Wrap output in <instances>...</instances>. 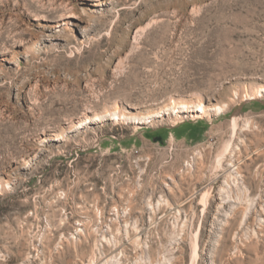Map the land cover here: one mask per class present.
Returning a JSON list of instances; mask_svg holds the SVG:
<instances>
[{
    "label": "rangeland",
    "instance_id": "rangeland-1",
    "mask_svg": "<svg viewBox=\"0 0 264 264\" xmlns=\"http://www.w3.org/2000/svg\"><path fill=\"white\" fill-rule=\"evenodd\" d=\"M0 264H264V0H0Z\"/></svg>",
    "mask_w": 264,
    "mask_h": 264
},
{
    "label": "bare ground",
    "instance_id": "bare-ground-1",
    "mask_svg": "<svg viewBox=\"0 0 264 264\" xmlns=\"http://www.w3.org/2000/svg\"><path fill=\"white\" fill-rule=\"evenodd\" d=\"M183 113H189L192 115L193 118H200L202 114H204V108L203 107H198L192 110H187V111H183ZM178 118H183L181 115L177 114Z\"/></svg>",
    "mask_w": 264,
    "mask_h": 264
}]
</instances>
